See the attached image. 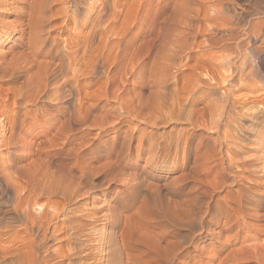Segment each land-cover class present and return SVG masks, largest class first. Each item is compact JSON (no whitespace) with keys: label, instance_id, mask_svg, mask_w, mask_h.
Wrapping results in <instances>:
<instances>
[{"label":"rangeland","instance_id":"rangeland-1","mask_svg":"<svg viewBox=\"0 0 264 264\" xmlns=\"http://www.w3.org/2000/svg\"><path fill=\"white\" fill-rule=\"evenodd\" d=\"M77 1L0 0V163L81 224L49 264H264V0Z\"/></svg>","mask_w":264,"mask_h":264},{"label":"bare ground","instance_id":"bare-ground-1","mask_svg":"<svg viewBox=\"0 0 264 264\" xmlns=\"http://www.w3.org/2000/svg\"><path fill=\"white\" fill-rule=\"evenodd\" d=\"M0 142L15 144L14 139L8 142L5 137H1ZM11 171L16 175H11ZM24 176V167L0 163V264H49L52 252L71 258L70 252L75 249L65 252L49 242L59 241L66 228L76 231L81 224L77 223L78 219L67 217L68 223L57 225L56 219L62 214L60 207L52 201L41 203L45 192L41 182L36 177ZM72 238V234L67 236L70 243ZM44 252L47 254L43 255Z\"/></svg>","mask_w":264,"mask_h":264}]
</instances>
